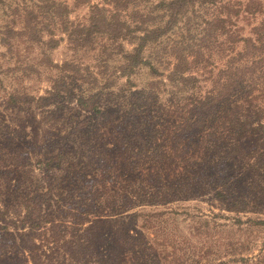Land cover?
<instances>
[{
	"label": "rangeland",
	"instance_id": "obj_1",
	"mask_svg": "<svg viewBox=\"0 0 264 264\" xmlns=\"http://www.w3.org/2000/svg\"><path fill=\"white\" fill-rule=\"evenodd\" d=\"M169 1L138 0L121 15L137 13L139 29L163 27ZM97 7L103 17L114 12L107 0L0 5V264H264V209L252 202L259 197L257 154L264 138L233 140L219 128L239 147L228 186L248 203L231 210L217 197L227 191L220 168L212 172V151L183 149L172 137L194 102L214 91L229 58H215L212 73L190 58L186 75L197 81L178 90L167 75L179 60L171 46L188 34L179 24L144 52L156 73L141 66L122 74L120 42L95 35L83 46L75 42L77 35L83 41L81 30H88ZM214 9L206 4L197 16ZM261 19L238 25L249 35ZM136 42L121 44L129 52ZM67 63L76 71L66 70ZM134 92L158 97L156 107L148 99L150 115L139 114L144 135L152 133L162 146L150 156H139L127 141ZM80 97L93 98L103 113L81 108ZM258 101L264 104V95ZM76 120L85 125L77 128ZM258 123L264 130V116ZM167 150L173 161L168 177Z\"/></svg>",
	"mask_w": 264,
	"mask_h": 264
},
{
	"label": "trees",
	"instance_id": "obj_2",
	"mask_svg": "<svg viewBox=\"0 0 264 264\" xmlns=\"http://www.w3.org/2000/svg\"><path fill=\"white\" fill-rule=\"evenodd\" d=\"M4 1L0 0V5ZM107 1L113 5V14L103 17V10L97 7L95 14L91 16L88 30H81L85 35L83 41H80L81 36L77 35L78 40L75 42L81 43L83 46L94 35L106 36L114 43L119 44L120 42L118 50L123 53L124 60V64L121 66L122 74H127L141 66H146L151 72L156 73L155 64L143 56L144 52L149 44L157 42L166 34L168 36L173 33L179 24L186 26L188 34L181 42H174L171 46V52L176 54L179 60L175 68L167 75V79L171 83L179 84L178 90L192 89L197 81L196 78H192L193 76L186 75L190 58L196 65L205 63L204 66L207 69L214 64L215 58H229L228 64L218 72L214 91L204 99L194 102L189 115L184 117L183 126L172 137L179 147L181 144L183 145V149L194 147V151L203 149L207 153L212 151L210 156L215 157L216 162L212 172H216L220 168L221 185L227 191V195L225 192H219L217 197L223 201L226 200L225 202L231 210L246 207L248 205L247 198L237 195L236 189L232 192L233 189L228 186L227 177L228 173L234 170V164L232 166L230 162L239 153L237 142L233 140L244 139L250 135L251 137L259 135L260 138H264L263 126L261 123L257 124L264 116V104L258 101L259 96L264 95V0H223L219 3L216 0H171L164 5L167 12L165 25L154 29L136 27L137 20L140 21L137 13L131 12L128 14V18L123 20L122 12L126 13L129 6L138 0ZM206 4H213L214 11L210 16H197L196 11ZM259 15H262L261 22L252 24L250 34L244 35L242 33L244 29L238 25V21L247 20L251 24L252 20ZM192 17H196L200 21L192 19ZM137 31H140L142 35L137 34ZM135 39L137 42L133 49L129 52L124 51L121 42H133ZM53 44L55 46L57 42L55 41ZM67 65H69V69L66 70L76 71L72 69L73 64L67 63L64 66ZM208 70L212 73L210 69ZM257 92H259V96L256 95ZM157 98L155 93H152L147 99L140 92L131 94V110L125 119L131 126L132 135L127 137V141L132 149H139V156L142 154L150 156L152 148L158 151L162 147L159 144L156 145L152 133L149 137L144 135L146 127L144 123L139 122L141 112H146L145 116L152 112V102H148V99H151L153 106L156 107ZM78 102L85 110L94 111L98 115L103 113L100 105L95 103L93 98L80 97ZM171 116L167 112L168 136L173 134L168 129ZM84 125V121H77V128ZM219 128H224V132L230 133L236 138L228 141L223 139ZM209 129L211 131H208ZM149 132L151 131L149 130ZM208 136L212 138V143L211 141L207 142ZM159 156L162 154L159 153ZM171 156L167 150V171H169L167 177L173 173ZM178 157L186 158L181 155ZM257 164L260 168L258 169L260 185H257L259 197H252V202L254 201L258 208L264 209V151L258 152ZM203 167L204 165L201 168ZM170 182L171 180L167 183ZM212 182L215 183L213 179ZM171 185L175 186V183ZM85 264L92 263L85 262Z\"/></svg>",
	"mask_w": 264,
	"mask_h": 264
}]
</instances>
